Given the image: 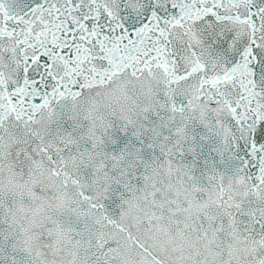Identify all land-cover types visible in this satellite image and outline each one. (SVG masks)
Here are the masks:
<instances>
[{
	"label": "snow or ice",
	"instance_id": "6c2138e0",
	"mask_svg": "<svg viewBox=\"0 0 264 264\" xmlns=\"http://www.w3.org/2000/svg\"><path fill=\"white\" fill-rule=\"evenodd\" d=\"M0 264H264V0H0Z\"/></svg>",
	"mask_w": 264,
	"mask_h": 264
}]
</instances>
